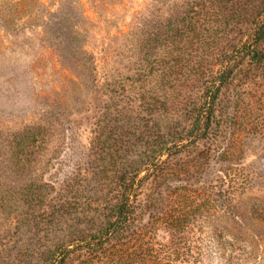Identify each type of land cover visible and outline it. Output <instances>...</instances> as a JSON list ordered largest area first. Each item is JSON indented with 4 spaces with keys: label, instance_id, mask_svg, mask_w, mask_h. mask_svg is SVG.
Masks as SVG:
<instances>
[{
    "label": "rangeland",
    "instance_id": "rangeland-1",
    "mask_svg": "<svg viewBox=\"0 0 264 264\" xmlns=\"http://www.w3.org/2000/svg\"><path fill=\"white\" fill-rule=\"evenodd\" d=\"M263 1L0 0V264H45L47 247L66 239L75 220L66 213L56 214L47 197L50 193H40L36 187L49 182L68 189L71 179L78 185L79 176L102 163V155L91 149L90 112L86 109L98 104L99 95L91 91L89 64L83 65L88 58L80 50L93 58L99 80L114 73V83L121 89L124 83L127 94L139 102L143 99L141 88L135 89L142 84L139 79L160 68L158 63L154 69L149 64L163 50L156 39L162 32L156 22L159 15H170V9L189 10L215 26L219 23L210 21L215 14L209 10L221 9L220 18L231 24L219 31L238 39L247 35L245 30ZM140 28L142 35L137 33ZM125 32L128 35L122 37ZM261 47L264 49V42ZM263 75L261 67L246 71L241 95L248 98L250 87L254 89L255 111L250 115L248 102H244L236 114L238 120L246 118V128L236 133L235 162L246 169L248 181H238V192L231 193L228 178H221L223 165L186 156L180 158L174 176L165 173L168 180L163 184L149 180L141 200L148 193L162 191L163 201L157 210L137 216V228L144 234L140 243H128L132 264H264ZM53 109L71 122L79 119L78 134L57 129L48 133V141L25 142L21 148V120L29 124L34 115ZM249 123L254 125L252 129ZM125 137L116 133L110 140L117 143L114 139ZM53 153L58 155L53 164L43 166ZM102 154L106 155L104 161H112L106 150ZM175 189L183 191L175 207L191 206L184 228L172 233L163 219L169 217L164 211L171 207L166 193ZM84 192L69 189L64 198L79 199L86 196ZM104 219L102 215L97 224ZM71 257L68 264L79 261V256ZM114 259L95 257L90 264H122Z\"/></svg>",
    "mask_w": 264,
    "mask_h": 264
},
{
    "label": "trees",
    "instance_id": "trees-1",
    "mask_svg": "<svg viewBox=\"0 0 264 264\" xmlns=\"http://www.w3.org/2000/svg\"><path fill=\"white\" fill-rule=\"evenodd\" d=\"M220 11L209 10L215 14L210 21L219 23L215 26L208 25L206 19L195 17L189 10L170 9V15H159L156 22L162 26V32L156 39L163 50L160 49L156 59L149 64L154 69V64L158 63L160 70L147 73L145 77H151H147L148 81L145 77L139 79L142 84L135 88H141L139 92L143 99L139 102L131 99L124 83L122 89L114 83V73L99 80L93 58L80 50L83 58H88L83 65L89 64L87 68L93 80L91 91L99 95L98 100L95 97L98 104L86 109L90 112L91 149L102 155V163L92 165L79 176L78 185L71 179L68 189L49 182L36 187L40 193H54L47 197L56 214L66 213L75 220L66 239L47 247L45 264H68L74 255L79 256V261L74 264H90L95 257H113L122 264H132L133 254L128 243H140L144 234L137 228V216L148 209L157 210L164 195L162 191L151 192L141 200V192L149 180L163 184L168 180L165 173L174 176L183 156L193 160H215L223 165L221 178H228L231 193L238 192V181H248L246 169L236 166L235 162L238 158L236 133L246 128V118L243 116L238 120L236 114L242 111L244 102H248L250 115L255 111L252 104L254 89L250 87L251 95L247 98L241 95V87L247 70L256 67L264 70V49L261 47L264 42V1L245 30L247 35L238 39L219 31L231 24L220 18ZM137 33L142 35L143 28ZM126 35L128 32L122 37ZM146 84L150 88H146ZM252 120L250 123L254 124ZM72 121L54 109L34 115L29 124L21 120L20 147L25 142L35 145L38 141H48V133L57 129L78 134L81 122L79 119ZM250 127L252 129L254 125L250 124ZM116 133L126 137L116 138L114 140L118 142L113 143L110 138ZM104 150L112 155V161L103 160L106 158L102 154ZM57 157L55 153L47 156L43 166L53 164ZM69 189L77 194L86 191V196L68 201L64 196ZM182 192L175 189L166 193L171 207L164 211L170 215L163 221L172 233L184 228L191 206L175 207ZM102 215L105 221L99 225L97 222Z\"/></svg>",
    "mask_w": 264,
    "mask_h": 264
}]
</instances>
